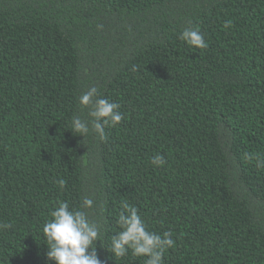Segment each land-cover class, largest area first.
<instances>
[{"label":"trees","instance_id":"trees-1","mask_svg":"<svg viewBox=\"0 0 264 264\" xmlns=\"http://www.w3.org/2000/svg\"><path fill=\"white\" fill-rule=\"evenodd\" d=\"M187 27L208 47L179 39ZM91 87L124 114L106 139L69 130L89 119L78 97ZM256 157L264 0H0V264H55L43 224L89 196L102 264L146 259L107 250L125 200L171 234L163 264H264Z\"/></svg>","mask_w":264,"mask_h":264},{"label":"clouds","instance_id":"clouds-1","mask_svg":"<svg viewBox=\"0 0 264 264\" xmlns=\"http://www.w3.org/2000/svg\"><path fill=\"white\" fill-rule=\"evenodd\" d=\"M231 21L225 23L229 27ZM179 39L188 46L205 49L208 44L204 34L198 27H187L179 35ZM96 87L89 88L78 97V103L83 108H89V119L83 120L79 116H73L69 123V130L73 134L83 136L95 133L101 139H106L105 126L116 127L123 119L119 105L107 98L100 97ZM257 165L264 167V160L256 157ZM162 155L152 157L151 164L162 166L165 164ZM63 189L65 181L57 182ZM95 201L89 196L83 198L79 209L70 208L66 201H58L57 206L50 213L42 227L45 245L48 251V260L55 264H102L96 250V242L102 243V225L93 219H89L85 209H93ZM116 223L119 231L111 237L110 248L107 249L114 257L124 258L131 252L133 257H146L144 264H163L166 250L175 246L171 234H162L149 231L145 221L139 214V210L126 200L121 202ZM6 222H0V231L10 228Z\"/></svg>","mask_w":264,"mask_h":264}]
</instances>
